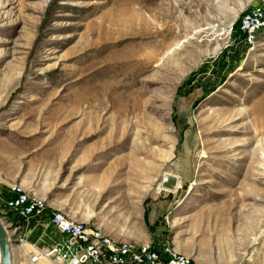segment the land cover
Listing matches in <instances>:
<instances>
[{
    "label": "rangeland",
    "instance_id": "374dc122",
    "mask_svg": "<svg viewBox=\"0 0 264 264\" xmlns=\"http://www.w3.org/2000/svg\"><path fill=\"white\" fill-rule=\"evenodd\" d=\"M255 6L0 0V188L194 264H264V32L238 31Z\"/></svg>",
    "mask_w": 264,
    "mask_h": 264
},
{
    "label": "built area",
    "instance_id": "2783aa9c",
    "mask_svg": "<svg viewBox=\"0 0 264 264\" xmlns=\"http://www.w3.org/2000/svg\"><path fill=\"white\" fill-rule=\"evenodd\" d=\"M247 46H253L264 32V7L247 11L238 27ZM45 198L22 184L7 185L0 190V214L3 216L10 240H14L23 256L32 264L45 259L53 264H194L193 259L171 244H140L121 241L102 228L76 221L66 212L55 210L48 215ZM48 223L60 236L43 251L35 243L30 252L29 236Z\"/></svg>",
    "mask_w": 264,
    "mask_h": 264
},
{
    "label": "water",
    "instance_id": "95a60500",
    "mask_svg": "<svg viewBox=\"0 0 264 264\" xmlns=\"http://www.w3.org/2000/svg\"><path fill=\"white\" fill-rule=\"evenodd\" d=\"M178 185L176 177L168 175L163 182V188L175 190ZM0 264H14V254L8 230L0 217Z\"/></svg>",
    "mask_w": 264,
    "mask_h": 264
},
{
    "label": "crops",
    "instance_id": "0c3cea01",
    "mask_svg": "<svg viewBox=\"0 0 264 264\" xmlns=\"http://www.w3.org/2000/svg\"><path fill=\"white\" fill-rule=\"evenodd\" d=\"M2 187H4V186H2ZM1 188H0V190H1ZM104 231L107 234L111 235L113 238L117 239L111 233L107 232L106 230H104ZM54 232H55V230H54ZM28 240H29L28 248L30 249V252H35V250L30 245L31 243H35L43 251H45L47 249V247H49L52 244V243H50L52 241H51V239L49 238V236L47 234V230L45 229V226H40L36 230H34V232L29 236ZM117 240H119V239H117ZM121 241H126V240H121ZM140 244H147V243H140ZM16 255H18V257L20 258V260H19L20 264H32L27 258H25L23 256V254L21 253L20 249H19V252ZM43 260L45 261V259H42L40 261V264H45L46 263ZM55 264H62V263H55Z\"/></svg>",
    "mask_w": 264,
    "mask_h": 264
},
{
    "label": "bare ground",
    "instance_id": "6f19581e",
    "mask_svg": "<svg viewBox=\"0 0 264 264\" xmlns=\"http://www.w3.org/2000/svg\"><path fill=\"white\" fill-rule=\"evenodd\" d=\"M181 188V186H180V184L178 185V189H180Z\"/></svg>",
    "mask_w": 264,
    "mask_h": 264
}]
</instances>
